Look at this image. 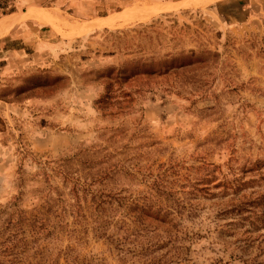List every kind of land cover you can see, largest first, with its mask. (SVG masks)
<instances>
[{
  "label": "rangeland",
  "instance_id": "rangeland-1",
  "mask_svg": "<svg viewBox=\"0 0 264 264\" xmlns=\"http://www.w3.org/2000/svg\"><path fill=\"white\" fill-rule=\"evenodd\" d=\"M155 19L198 32L177 50L219 54L211 84L136 98L113 84L95 110L99 74ZM262 40L264 0H14L0 13V264H264ZM21 85L35 87L7 103ZM96 145L114 148L107 176L67 164L70 195L59 160Z\"/></svg>",
  "mask_w": 264,
  "mask_h": 264
},
{
  "label": "trees",
  "instance_id": "trees-1",
  "mask_svg": "<svg viewBox=\"0 0 264 264\" xmlns=\"http://www.w3.org/2000/svg\"><path fill=\"white\" fill-rule=\"evenodd\" d=\"M165 22H172L168 26L163 27V22L159 19L151 20L147 24L141 25L140 31L136 37L131 36L128 41L134 38H139L140 42L134 47H124L122 59L119 66L108 68L105 72L99 75L103 78L102 95H100L93 103L96 106L95 110L99 112L102 106L112 104L113 96L110 94V88L113 84L120 88L123 86L122 95L128 98H136L135 94L139 92L149 93L152 90H161L168 94L180 95V92L191 91L193 88L209 86V80L216 72H218L219 54L215 51L209 50L202 42H195L194 49L178 48L177 45H183V38L192 39L198 36V32L190 31L187 26L177 27L176 20H165ZM159 29L170 31L169 38H160L163 33ZM180 37L179 40H176ZM124 42L125 39L122 38ZM179 41V43H178ZM260 50L264 52V40L261 41ZM117 47V46H115ZM163 48V52L159 50ZM156 49V51H155ZM160 78V79H158ZM60 78H57L59 80ZM208 79V80H207ZM159 80V82H155ZM35 86L25 88L23 85L14 88L11 93L13 97L6 99L7 103H17L19 101L17 95H29L34 90ZM5 99V98H3ZM109 143H114L113 135L108 140ZM109 149H114L113 146H105ZM101 145H96L90 149H81L78 153L73 154L71 158H64L59 160L57 165V173L61 179L63 188H67L68 193L73 195L80 191V187L69 176L68 172H64V168L71 162H77L89 172L87 177L93 175V182L98 181L101 176L105 174L106 166L108 164L109 154L107 148ZM61 171V172H60ZM91 199L94 197L91 196Z\"/></svg>",
  "mask_w": 264,
  "mask_h": 264
},
{
  "label": "built area",
  "instance_id": "built-area-1",
  "mask_svg": "<svg viewBox=\"0 0 264 264\" xmlns=\"http://www.w3.org/2000/svg\"><path fill=\"white\" fill-rule=\"evenodd\" d=\"M14 3V0H0V13Z\"/></svg>",
  "mask_w": 264,
  "mask_h": 264
}]
</instances>
